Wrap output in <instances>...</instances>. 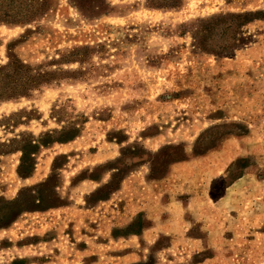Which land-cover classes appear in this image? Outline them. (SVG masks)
Masks as SVG:
<instances>
[{
    "label": "rangeland",
    "instance_id": "374dc122",
    "mask_svg": "<svg viewBox=\"0 0 264 264\" xmlns=\"http://www.w3.org/2000/svg\"><path fill=\"white\" fill-rule=\"evenodd\" d=\"M0 264H264V0H0Z\"/></svg>",
    "mask_w": 264,
    "mask_h": 264
}]
</instances>
